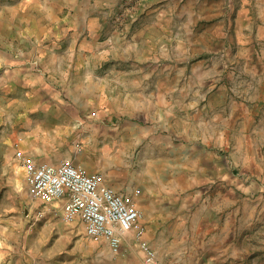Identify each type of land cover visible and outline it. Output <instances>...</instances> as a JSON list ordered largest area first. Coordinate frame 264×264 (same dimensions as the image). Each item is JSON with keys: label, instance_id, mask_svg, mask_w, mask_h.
<instances>
[{"label": "rangeland", "instance_id": "1", "mask_svg": "<svg viewBox=\"0 0 264 264\" xmlns=\"http://www.w3.org/2000/svg\"><path fill=\"white\" fill-rule=\"evenodd\" d=\"M21 1L0 0V264H145L133 235L114 254L25 184L28 166L46 164L14 153L24 92L10 78L21 54L52 46L47 14ZM57 2L67 7L55 18L88 29L95 110L109 124L135 125L137 147L128 143L115 159L146 168L139 182L152 195L140 198L155 216H142L141 240L156 264H264V0ZM183 145L179 168L168 146Z\"/></svg>", "mask_w": 264, "mask_h": 264}, {"label": "crops", "instance_id": "2", "mask_svg": "<svg viewBox=\"0 0 264 264\" xmlns=\"http://www.w3.org/2000/svg\"><path fill=\"white\" fill-rule=\"evenodd\" d=\"M21 3L26 9L36 6L47 14L44 15L43 22L45 30L50 34L48 38L50 43L45 48L52 46V49L21 54L22 58L11 73L16 76L10 78V82L15 81L14 88L18 85L24 92L23 101L15 103L18 111L17 123L20 126L17 129L18 149L14 153L18 151L23 157L40 156L38 160L33 159L38 165L56 166L68 163L79 167L89 176L100 177L102 183L123 196L130 207L140 210L144 219L153 218L155 210L142 205L144 199L140 198L143 196L147 199L150 194L152 195L151 192H143V184L139 182L141 171L144 172L146 168L120 166L122 164L115 159L118 155L125 154L122 149L128 143L137 147L139 136L135 125L132 122L125 126L109 124L111 118L101 119L105 115L104 110H95L100 103V95L96 93L92 95L89 88L91 77L87 52L88 29L85 28V31L81 32L78 27L76 30V25L72 22L62 24L61 19L55 18L56 12H62L67 7L57 0H22ZM52 15L54 19H51ZM65 24H70L71 27H65ZM86 25L87 22L84 20L82 28ZM67 29L73 30L66 32ZM33 61L35 62L32 64L39 63L43 75L34 73L32 66H28ZM95 79L100 82L99 77ZM64 85L66 87L68 85L67 90ZM213 127L216 128V125ZM46 131L52 133L49 137L53 139L54 145L46 141L47 135L43 134ZM58 140L61 142L57 143ZM80 142L85 144L81 146ZM93 142L94 144H91ZM202 143L206 144V140H199L197 145L201 146ZM90 144L92 146L88 148ZM93 146L96 149L90 151ZM182 147L175 152L174 146H168L170 154L177 158L176 166L179 168L183 166L180 159L185 158V146ZM164 170L166 176L169 168L166 167ZM181 176L185 178L184 175ZM157 178L160 179L161 176L158 175ZM25 184L27 185L26 175ZM57 201L63 209L65 200ZM139 224L144 226L141 220ZM216 227L219 228V224ZM216 248L218 254H227V250Z\"/></svg>", "mask_w": 264, "mask_h": 264}, {"label": "built area", "instance_id": "3", "mask_svg": "<svg viewBox=\"0 0 264 264\" xmlns=\"http://www.w3.org/2000/svg\"><path fill=\"white\" fill-rule=\"evenodd\" d=\"M26 183L47 200H65L63 210L77 215L91 238L103 239L114 254L121 250L125 236L133 235L144 253L145 264H156L155 251L141 239L145 228L142 214L102 183L98 176L68 163L56 166H28Z\"/></svg>", "mask_w": 264, "mask_h": 264}]
</instances>
